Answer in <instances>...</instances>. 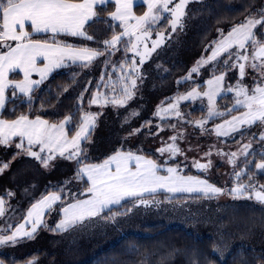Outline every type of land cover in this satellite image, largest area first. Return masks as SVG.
Returning a JSON list of instances; mask_svg holds the SVG:
<instances>
[{
	"label": "snow or ice",
	"instance_id": "6c2138e0",
	"mask_svg": "<svg viewBox=\"0 0 264 264\" xmlns=\"http://www.w3.org/2000/svg\"><path fill=\"white\" fill-rule=\"evenodd\" d=\"M108 0H0V42L6 46V52L0 51V110L4 109L6 103L5 90L8 87L13 88V95H16V89L20 93L28 95L33 91V86H38L44 80L47 73L53 69L63 66L65 60L72 63L77 61L82 62V67H88L95 60L104 57L101 61L105 67L111 66L112 74L104 73L101 75V82L105 76H108L111 83V76L115 74L116 68L125 72L127 78L137 72L136 62L133 61V66L130 71H126L123 65H118L115 62L109 64L108 57L113 55L116 50V45L124 42L127 50H133L140 57L139 63L142 65L145 56H149L151 52H155L162 42L169 38L165 33H157V39L152 42L151 49L145 46L143 53L139 51L141 42L149 37L151 25L162 18L161 13H170L171 31L175 33L177 27H183L182 17L184 9L189 3V0H144L148 10L142 16L133 14L134 0H114L115 11L110 14V20L120 21V25L124 31L119 35L113 34L110 40L100 41L94 35H88L86 26H91L92 23L103 22L98 17L95 8L98 5H104ZM171 5V7H170ZM239 24L233 25L224 35L222 30H218L222 39L214 41L216 47L211 49V55L207 60H199L196 66L192 67L189 76L185 79H190L192 73H198L204 64L216 62L221 53H226L227 58L222 61V64L227 69H238L240 80L238 82L237 106L247 108V112L241 117H233L231 121L226 123L231 126L233 132H239L236 123L241 125L254 126L256 123L264 125V4L259 8H255ZM135 21V24H129V21ZM26 26L31 28V32L26 30ZM111 27V24L109 23ZM259 29V31H257ZM46 33L50 34V38L33 39V34ZM71 36L82 37L87 41H92L98 45L93 49L88 46H74L61 41L58 37ZM125 36L135 37V43L131 40L123 41ZM8 41H14L15 46L7 44ZM131 44V49H127V45ZM248 46H251L252 52L249 54ZM236 51H230L233 48ZM243 50V51H241ZM235 57L236 62H232ZM257 58L261 59V63L257 64ZM43 60L44 67L38 68L37 62ZM239 61L249 62L247 67L253 72H259L261 75V83L249 90L243 85V78L246 75V64ZM20 70L24 75V80L13 83L8 80V73ZM32 72H38L41 76L40 80L32 81L29 79ZM225 74L214 76L209 79L207 84L209 90L203 93L208 97L209 119L213 116L222 115L214 111L213 98L219 95L221 91V82L224 80ZM137 79H143L142 76H137L136 79H130V84L124 83L121 92L125 99H113V105L125 106L127 101L134 98L133 89L136 88ZM108 87V84H104ZM100 85H97L99 88ZM89 91V88L82 89L78 99L81 103L84 100L83 92ZM228 91H232L229 87ZM200 95L195 89L180 96L178 99H190ZM101 99L105 103H109L104 94L93 95L88 101L89 106L99 104ZM29 102L31 97L29 96ZM176 104H169L170 110H175ZM80 105H77V110ZM238 110L236 107L232 111ZM167 111V110H165ZM159 115V110L156 113ZM177 117L181 116L179 111L175 112ZM227 114H230L227 113ZM74 115V114H73ZM139 113L133 110L125 117V122H130L129 117L136 118ZM72 117L67 118L63 123L50 124L47 120L36 116L35 119H30L28 115H20L17 119L7 121L0 119V146H12L13 138L19 137L20 142L15 143L17 149H21L20 153L15 155L26 154L44 167H49L50 162L56 158L58 153L60 157L67 159H76V163L81 161L79 157L83 155L81 141H86L90 135V130L95 125L96 116L92 113H87L81 117L79 130L75 132V136L68 140L64 132L67 124L71 123ZM143 123H148L144 121ZM199 126H203L202 123ZM225 125H219L216 129L217 135H221V129ZM143 128L134 129L130 135H139L143 132ZM150 131V130H149ZM242 134V133H241ZM179 134L170 137L172 144L166 148H161V154L168 152L170 158L173 155L181 153V149L176 145ZM254 138H257L254 135ZM258 139L264 142V133L259 134ZM25 140L27 145H25ZM39 146V151H34L33 148ZM71 149V150H69ZM251 143L246 144L241 149V153L245 156V171L236 172L233 174L237 179V184L231 188H221L209 183L207 179H199L191 175L182 174V169L177 167H167V175H158L160 170L159 165L152 160L145 159L140 155H133L131 152L118 151L114 155L109 156L102 163L88 164L77 170V176L87 177L86 191L81 195L87 196L86 199L75 198L74 202L70 201L67 204L63 202V196L51 194L42 197L39 201L31 205L27 211V215L23 216V223H19L13 230V225L8 223L6 227L0 228V248L5 246H15L20 242L21 238L33 239L38 227H43L44 222L41 217L45 211L51 212L53 204L57 201L61 202L58 207L63 214V218L59 220L54 227H50L49 231L66 232L78 224H83L84 221L94 217H101L105 209L110 210L112 205H121L123 202L138 201L133 207L148 206V201L144 199L145 194L154 195L158 190H163L168 193H198L203 197L212 199L220 195H229L233 199H248L264 205V184H257L254 177H249V183H239L242 176L247 175L251 171L250 163L247 161V156L252 154ZM45 153H47L45 155ZM67 153V155H65ZM209 155V154H206ZM237 156L236 153L228 154V160L231 163ZM264 159V153H261ZM255 168L259 174H264V162L255 163ZM193 166L197 169L207 171L212 167L211 161L207 164L193 162ZM11 167L10 162L0 160V175L5 170ZM134 167V170H133ZM14 193L10 190L5 191L0 195V217L5 216L6 201L3 197H11ZM169 202H171L169 200ZM156 203V201H153ZM11 209V205H7ZM128 209L124 213L116 212L111 216L102 217L111 222H116L118 215H126ZM30 226V230H26ZM10 233V234H9ZM219 251V248H215ZM0 264H4V260L0 259ZM35 264V262H30Z\"/></svg>",
	"mask_w": 264,
	"mask_h": 264
},
{
	"label": "trees",
	"instance_id": "16d2710c",
	"mask_svg": "<svg viewBox=\"0 0 264 264\" xmlns=\"http://www.w3.org/2000/svg\"><path fill=\"white\" fill-rule=\"evenodd\" d=\"M262 4H264V0H197V2L189 0L182 17V28L178 26L177 31L173 33L170 27L172 17L170 13H166L155 28L150 30L149 37L141 42L139 51L143 53L145 46L149 50L151 49L152 42L158 38V32L165 33L169 37L162 42L155 52H151L149 56L144 57L145 62L142 65L139 63L140 57L135 51H126L124 42L116 45L113 55L108 57L109 64L111 65L112 62H115L118 65H123L126 71H130L133 61H135L137 72L132 76L143 77L142 80L138 79L139 96L134 91V98L128 103L131 102L132 104L138 99L140 101L144 100L147 96L143 94L145 83L150 84V92H152L149 102L141 105L138 117H129L130 122L128 123L130 125L135 127L138 123L136 128H143L144 131L139 135H130L133 131L132 129L128 134L122 136L126 139V146L122 148V151L130 150L128 149L130 147L133 148L131 141L136 137L138 140L143 138L144 140H149L155 137L158 144L149 145L150 150L142 153L144 157L159 165L160 170L158 172L161 174L167 173L161 166L165 161L166 163H171L174 167L179 165L182 173L187 171V169L183 170L181 166L186 163L181 156L185 154L187 147H196L198 150L193 151V153H199L198 155H200L202 149L198 148L197 145L211 144L213 128L222 121H231L233 117L239 116L243 108L237 112L232 111L233 108L230 109V105H234L235 101L233 98H230L229 102L231 104L223 106L224 99L228 97L222 96L219 98V108L223 110L228 107L229 109L225 111L224 115L213 116L207 124H202V127L194 124L199 120L201 121L203 117L209 118V115L200 102L182 103L178 107L181 116L175 118H169L168 116L164 118L155 117V109L158 106V108H161L173 102L176 97L188 90L189 82L183 79L195 63L203 59L205 51H208L211 44L219 39L220 32L218 30H222L223 34L227 33L233 25L239 24L249 12L253 11V5L255 8H259ZM114 10L115 4L112 2L96 7L95 11L103 22H96L92 23L91 26H86L87 34L94 35L100 41L110 40L113 34L119 35L123 31L121 25L110 20V14ZM145 11L146 7L143 4L135 6L136 14L141 15ZM45 38H50V36L39 35L33 37V39ZM58 39L74 46H88L93 49L98 47L96 43L87 41L84 38H79L80 41L76 43L67 41L70 40L68 36H61ZM129 40L132 43L136 42L135 38H130ZM123 41H128V39H123ZM127 49H131V44L127 45ZM103 59L104 57H100L88 67H82L81 63L72 64L55 73L49 80L34 88L28 95L19 93L17 90H15L16 95H13V88L10 87L6 92V103L1 113L2 119L11 121L23 114L28 115L30 119L39 116L50 123L56 124L72 117L71 123L67 126V131L68 135L73 137L75 132L79 130L81 117L89 113L92 108H97V114L103 117L106 109L116 107L111 101L119 99L124 83H129L125 72L121 71L119 67L116 68L115 74L111 76V83H109L108 76H105L104 81L101 82L100 77L102 74H112L113 72L111 66L105 67L102 64L101 61ZM208 73L211 76V71H208ZM19 77L18 73H14L10 79L14 80ZM104 84H108V87H105ZM97 85H100V87L97 88ZM85 88H89V91L83 92L84 100L81 103L78 97L81 95L82 89ZM96 94H104L109 103H105L104 99H101L100 103L96 105L97 107L94 105L89 106L88 101ZM29 96L31 97V102H29ZM77 105H80L79 110H77ZM98 108L105 109L98 110ZM229 112L230 114H227ZM144 121H148V123H143ZM174 121L178 123L176 127H165L164 124H172ZM249 128H239V132L230 133V136L225 135L222 141L228 144L240 143L247 137L245 136L246 134L249 135L251 133ZM202 130H206V135L202 134ZM93 134L91 132L88 136L86 143L83 145L84 148H87ZM177 134H179V137L175 143L182 150L181 153L173 155L171 158L168 152L161 154L159 150L172 144L170 137ZM206 139L208 142L205 141ZM17 140H13L12 146H0V160L10 162L12 165L19 159V155L14 157V154L18 152L9 149L13 148ZM194 142L199 144L195 146V144H192ZM134 145H136V140ZM8 149V155L4 156L5 151ZM116 149L117 147L111 151L116 152ZM208 150H205V152H208ZM263 160L261 154L252 152L247 157L251 171L247 175L242 176L239 183L244 181L249 183V177L251 176L254 177L257 184H264V174H259L255 164L251 163L253 161L261 163ZM244 161L245 159L237 164L236 172L245 171ZM232 182L234 181L232 180ZM87 186L86 181H84V187ZM66 190V186H51L43 194L61 191L64 195ZM167 196L172 201L177 202L191 199L200 200L202 198V194L168 195L167 193H157L145 195L144 199L160 197L164 200ZM63 202H66L65 196H63ZM129 202L131 201L125 203L128 205ZM256 205L258 204L249 206L255 210L258 207ZM29 242L15 247H17V250H21V247ZM8 247L5 248V253H0V259L4 260V264H28L37 255L34 253L23 256L16 255L11 251L13 248ZM215 248L216 244L212 236H198L180 226L153 225L144 228L142 233H131L119 237L112 245L78 264H264V252L260 248L250 247L245 242H240V244L236 245L224 259L217 255Z\"/></svg>",
	"mask_w": 264,
	"mask_h": 264
},
{
	"label": "rangeland",
	"instance_id": "374dc122",
	"mask_svg": "<svg viewBox=\"0 0 264 264\" xmlns=\"http://www.w3.org/2000/svg\"><path fill=\"white\" fill-rule=\"evenodd\" d=\"M191 1L197 2V0ZM137 4H143L146 7V11L148 10L144 0L138 1ZM133 14L138 17L142 16L144 13L138 15L133 11ZM165 14L166 13L163 12L161 13V19H163ZM161 19L151 25V30L155 28ZM112 21L116 24H120V21ZM129 24H135V21H129ZM122 30L124 31L123 27ZM226 34L227 33H224V35ZM130 38L133 39L135 37L125 36L123 39L129 40ZM219 39H222L221 35ZM67 41L76 43L80 40L77 37H70V40ZM5 47L6 46H3V42H0V50L4 49ZM215 47L216 44L213 42L210 48H208V51H205L203 60H207L208 56L211 55V49H214ZM236 50L237 49L234 47L230 51L234 52ZM248 52L249 54L252 52L251 46H248ZM225 58H227V54L221 53L220 57H218V60H220L221 63L211 62L204 64L198 73H192L190 79H185L189 76V71V73L183 79L189 82L188 90L184 93H181L174 99L173 102L169 103L176 104L177 108L175 110H170L169 104L161 108H158V106L157 109H155V117L164 118L168 116L169 118H175L177 117L175 112L178 111V107L181 106L182 103L192 101H194V103L200 102L203 108L208 111V97L203 95V93L209 90L207 81L214 78V76L221 75L222 73L225 74V76L224 80L221 82V91L219 95L213 98V110L221 113L222 115L226 113L225 111L229 109L228 107H225L223 110L219 108V98L225 96L228 98L224 99L223 106L231 104L229 101L230 98H233L235 102L233 106L230 105V109L236 107L238 110L235 112H237L239 109L243 108L237 117L243 116V114L247 112V108L236 105V99H243V97H237L236 95L238 91V82L240 80L238 69L234 70L225 68L222 64V61ZM77 62L79 63L80 61ZM232 62H236L235 57L233 58ZM249 62L239 61V63L246 64V75L243 78V85L251 90L253 87H255V84H253L254 80L256 81V84L261 83V75L259 72H253L251 68L247 67ZM255 62L260 64L261 59L257 58ZM196 63L194 66H196ZM208 71H211V76L208 75ZM136 78V76L128 78V84H130V79ZM138 83L139 81L137 79L136 88L133 89V92L135 91L136 95L138 93L137 96L140 94ZM34 87L36 86L34 85L33 88ZM229 87L232 88V91H228ZM143 89V94L147 95L143 101L138 99L132 104L131 102L128 103L127 101L125 106L116 105L115 108H108L106 109L103 117L97 114V108H92L90 110V113L96 116L95 125L90 130V134L91 132L94 134L91 140L88 142L87 148L83 147L86 142L81 141V148L83 149V155L79 157L81 164L77 165V158L75 157L73 159H67L60 157L59 154L56 153V158L50 162V166L44 167L38 161L26 154L19 155V159L14 164H12L9 169L5 170L2 175H0V178L3 177L0 179V193H4L7 190H10L12 193H14L13 196L9 197L10 201L8 205H11V209L7 210V217L2 223V225H4H1V228L6 227L8 223L15 222L17 223L16 225L23 223L24 220L22 217L26 216L27 211L31 208V205L39 201L42 197L51 195L53 193L59 195V193L55 191L48 194H43L48 187L66 186L67 190L63 195L65 196L66 200L65 204L70 201L74 202L75 198H88L87 196L81 195V193L86 191L87 187H84V181H87V177L77 176V170L88 164L102 163L109 156L123 150L122 148L126 146V139L122 136L128 134V132H130L132 129H137L136 126L138 127V123L135 127L130 125L128 122L126 123L125 117L128 116V114L133 110L136 112L139 111L138 113H140L141 105L149 102L150 97L152 96V92H150V84L145 83ZM193 89H195L200 95L187 100L178 99L180 96L187 95V93L191 92ZM16 90L19 92V89ZM119 99H125L123 94H121ZM99 109L104 110L105 108H98V110ZM158 110L159 115L156 114ZM208 121L209 118L203 117L201 121L199 120L194 125L199 126L200 123L204 125L205 123L207 124ZM222 124L225 125V127L224 129H221L222 134L218 136L216 129ZM164 125L165 127L171 128L172 126L176 127L178 123L174 121L172 124ZM236 127L241 129L249 126L241 125L239 122H237ZM249 129V132L251 133L249 134L248 132L249 135H245L247 137H245L244 141L236 144H228L223 142L222 138H225V135L228 136L230 133L236 132L232 131L231 126H229L226 121L218 123L216 127L213 128L214 132L212 134L213 140H210L211 144L197 145L199 144L198 142L192 143L195 144V146L197 145L198 148L202 149V151H200V155H198L199 153H193V151L198 150L196 147H187L185 154L181 156L183 157L182 160L186 163L181 166L183 167V170L187 169V171L191 173H187L186 171L182 174L191 175L199 179H207L208 182L212 183L214 186L225 189L236 186L237 179L233 172L234 170L236 171L237 164L245 159V156L241 153L243 146L251 143V148L254 150L252 151L253 153H264V142H261L258 139L259 134L264 133V125L256 123ZM64 132L67 136L66 126L64 128ZM201 132L203 135H206V130H202ZM254 135L257 138H254ZM17 139L18 140L16 143H19L20 139ZM67 139L71 140L72 138L70 139L67 137ZM135 140L136 145H134ZM205 141L208 142L207 139ZM155 144H158L157 138L155 137L149 140H144V138L138 140L136 137L131 141L133 148L130 147L128 148L130 150L123 152H131L133 155L143 156V153L150 150L149 145L153 146ZM14 145L13 148L9 149L11 151H17L20 153L22 150L17 149ZM25 145H27L26 140ZM115 147H117V151L112 152L111 150ZM9 149L5 151L4 156L8 155ZM207 149H209L208 152H205ZM33 150L39 151V146L34 147ZM231 153H236L237 156L230 163L228 160V154ZM46 154L47 153H45V155ZM65 155H67V153ZM194 161H198L202 164H207L209 161H211L212 167L207 171L200 170L193 166ZM76 165L78 166L77 168ZM161 166L163 167L162 169L165 170L167 167H174L171 165V163H166V161ZM158 175L160 174L158 173ZM165 175H167V173ZM232 180L234 182H232ZM243 184H247V181H244ZM157 193H167L168 195L188 194H173L163 190H158ZM146 199H148L147 201L149 202L148 206L141 205L138 207H133L134 201L129 202L128 205L123 201L122 206L112 205L110 206V210H104L101 217H94L90 220H86L83 224H78L66 232L49 231L50 227H54V225L63 218V214L60 212L59 207L57 206L58 204L56 205L57 202H55L53 204V210L51 212L46 210L45 214L41 217L42 221L44 222V226L43 228L38 227L36 236H34L35 238L30 240L21 238L20 240L22 241L20 242L25 240L27 242L30 241L29 243L24 244V246L21 247V250H17V247H15L19 245L20 242L15 246L9 247L13 248L11 251L16 255L23 256L33 253L37 254L28 262V264L33 261L35 264H78L91 258L95 253L107 248L109 245H112L119 237L123 235L142 233L144 228L148 226L165 225L184 227L198 236H212L215 240L216 248H219L217 255L221 259H224L236 245L240 244V242H245L252 248H260V250L264 252V205H261L254 199H233L229 195H220L212 199L205 198L202 195L200 200L191 199L180 202L172 201L168 196L164 198V200L160 197H155L153 199L145 198V200ZM169 200L171 202H169ZM153 201H156V203H153ZM60 203L61 202H59V204ZM135 203H138V201ZM255 204H258L256 205L258 207H256L255 210L253 207L249 206H254ZM128 209H131V211H128L126 215H118L116 222L114 223L102 218L111 216L116 212L124 213ZM47 213L49 214L48 218L46 219L45 216ZM26 230H30V226ZM5 248H7V246L0 248V253H5Z\"/></svg>",
	"mask_w": 264,
	"mask_h": 264
},
{
	"label": "crops",
	"instance_id": "0c3cea01",
	"mask_svg": "<svg viewBox=\"0 0 264 264\" xmlns=\"http://www.w3.org/2000/svg\"><path fill=\"white\" fill-rule=\"evenodd\" d=\"M138 1H140V0H134V5H133V9H132V11H134V13H136L135 12V4L136 5H138L137 4V2ZM109 2H112V3H114V0H108V2L107 3H109ZM106 3V4H107ZM98 6H102V5H98ZM97 6V7H98ZM96 9V8H95ZM115 11V10H114ZM113 11V12H114ZM26 30L27 31H29V32H31V28L29 27V26H26ZM39 35H48V36H50V34H46V33H41V34H33V37L34 36H39ZM68 37H71V36H68ZM77 38H82V37H77ZM83 39V38H82ZM8 44H10V45H12L13 47L15 46V43L16 42H14V41H8L7 42ZM70 44V43H69ZM8 50V48L7 47H5L4 49H2V50H0V51H4V52H6ZM79 63H81V62H79ZM78 62H76V63H72L71 61H69V60H65V62H64V64H63V66L62 67H60V68H56V69H53L51 72H49V73H47L46 75H45V77H44V80H43V82L41 83V84H43L44 82H46L47 80H49L55 73H57V72H59V71H61L62 69H65V68H67L68 66H70V65H72V64H79ZM37 67L38 68H42V67H44V61L43 60H40V61H38L37 62ZM14 73H18L19 75H20V78L19 79H14V80H12V79H10L11 78V75L12 74H14ZM29 79L30 80H32V81H37V80H40L41 79V76H40V74L38 73V72H32L31 73V75H30V77H29ZM8 80L9 81H11V82H16V81H18V82H20V81H23L24 80V75H23V73L20 71V70H16V71H14V72H10V73H8ZM39 86V85H38ZM11 87V86H10ZM10 87H8L6 90H5V96H6V92H7V90L10 88ZM37 87V86H36ZM36 87H34V88H36ZM33 88V89H34ZM3 110V109H2ZM2 110H0V119H2V117H1V113H2ZM35 119V118H34ZM41 119H43V118H41ZM3 120V119H2ZM44 120V119H43ZM64 122V121H63ZM63 122H61V123H63ZM50 123V122H49ZM61 123H56L57 125H59V124H61ZM50 124H55V123H50ZM67 126H68V124L66 125V130H67ZM75 136V135H74ZM73 136V137H74ZM67 137L68 138H73V137H70L69 135H68V131H67ZM17 138H19V137H14L13 138V140L14 139H17ZM38 147V146H37ZM144 157V156H143ZM145 159H148L147 157H144ZM149 160V159H148ZM79 164H81V163H79ZM78 165V164H77ZM76 165V168L78 167ZM133 170H134V167H133ZM159 173V172H158ZM160 175H165V174H161V173H159ZM55 192H57V193H59V195H62L63 196V193L61 192V191H55ZM3 193H0V195H2ZM4 199H5V201H6V209H5V216L4 217H0V228H1V225H2V223L4 222V220L6 219V217H7V215H6V213H7V210H8V207H7V205L9 204V197H3ZM59 205V201H57V203H56V205ZM55 205V206H56ZM57 205V206H58ZM53 207H54V205H53ZM49 212V211H48ZM48 214L49 213H47L46 214V219L48 218ZM15 222H13V223H11L12 225H13V229L15 228V226H16V224L17 223H15ZM4 225V224H3ZM2 225V226H3ZM43 228V227H42ZM10 234V233H9ZM35 236H36V234H35ZM35 238V237H34ZM20 241H22V240H20ZM25 242H27L26 240L25 241H23V242H20V244H22V243H25ZM29 242V241H28ZM8 247V246H7ZM9 248V247H8Z\"/></svg>",
	"mask_w": 264,
	"mask_h": 264
}]
</instances>
